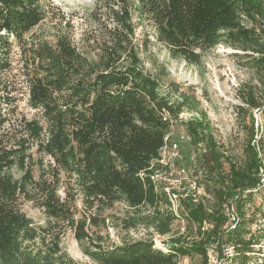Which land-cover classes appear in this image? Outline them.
<instances>
[{"label": "trees", "instance_id": "16d2710c", "mask_svg": "<svg viewBox=\"0 0 264 264\" xmlns=\"http://www.w3.org/2000/svg\"><path fill=\"white\" fill-rule=\"evenodd\" d=\"M51 11L52 0H0V264H76L61 247L67 231L94 264H177L191 254L208 264L206 245L220 244L223 235L230 263L258 254L264 264V134L249 114L257 110L264 121V95L252 92L246 109H237L249 117L239 161L201 121L179 123L195 154L194 172L207 178L216 205L233 201L232 227L221 232L222 213L188 201L186 218L199 238L169 239L167 252L151 240L105 244L100 232L119 203L134 215L152 210L126 217L125 228L140 220L164 236L176 218L150 176L162 168L156 162L184 100L172 99L143 69L138 26H150L156 42L189 65L218 45L242 51L264 94V0H96L90 31L78 41L63 18L52 40L32 36ZM256 195L261 204L247 208ZM25 203L41 210L45 225H33ZM204 222H212L209 231Z\"/></svg>", "mask_w": 264, "mask_h": 264}, {"label": "rangeland", "instance_id": "374dc122", "mask_svg": "<svg viewBox=\"0 0 264 264\" xmlns=\"http://www.w3.org/2000/svg\"><path fill=\"white\" fill-rule=\"evenodd\" d=\"M95 1L52 0V11L49 18L30 34L45 36L48 40H52V35L63 18L73 27V37L78 41L84 31H90L91 25L87 18L95 6ZM136 31L143 69L159 79L163 92H168L172 99L184 100L182 113L170 134L171 142L177 145L178 157L174 158L168 149L163 153L165 161L170 159L173 163L172 175L175 176L181 169L182 176L185 177L181 182V209L177 211L178 217L173 221L170 233L161 236L151 225L143 224L144 222L140 220L136 221L135 227L125 228L123 219L131 216L141 218L151 214L152 210L142 208L134 215L132 210L119 203L109 212L113 216L106 221V225L100 229V232L105 244L119 245L136 240H151L154 247L167 252L166 243L170 241L169 239L182 237L185 244V242L190 243L199 238L196 225L186 218L184 203L190 201L192 204H197L202 201L206 209L218 210L222 213L226 221L221 232H226L231 226V223L227 221V212L235 213L232 200L219 208L216 205L215 196L208 188V186L212 187L207 178L201 172H194V164L197 165L194 163L195 154L189 146L184 127L179 123L193 119L201 121L217 144L223 146L224 154L239 161L242 159V148L245 145L247 134L246 128L243 127L248 126L249 117L246 116L243 119L244 113L237 109L239 107L246 109L247 106L243 99L248 93H254L258 99H261L264 94L258 76L246 64L247 60L242 51L218 45L203 55L198 66L189 65L183 60L173 59L167 49L156 42L150 26L142 24ZM19 108L23 112H28L23 102H20ZM250 113L254 118L255 129L264 134V121L260 112L250 110ZM255 138L258 139L259 135ZM225 171H227V165H225ZM262 172L264 173L263 169ZM184 193L187 195L184 196ZM261 198L262 196L256 195L252 204H247L246 207L249 208L254 203L259 206ZM22 210L32 220L34 226L45 225L46 217L31 203H25ZM262 222L253 223L251 229L255 230ZM211 227L212 222H204L203 230L209 231ZM61 247L76 264H94L81 252L71 232L65 233L61 239ZM255 250H258V246ZM206 252L208 264H233L230 263L233 250L226 235L222 236L220 244L210 240V243L206 245ZM251 257L247 264L261 263L258 254ZM201 262L199 255L191 254L179 257L177 264H201Z\"/></svg>", "mask_w": 264, "mask_h": 264}, {"label": "built area", "instance_id": "2783aa9c", "mask_svg": "<svg viewBox=\"0 0 264 264\" xmlns=\"http://www.w3.org/2000/svg\"><path fill=\"white\" fill-rule=\"evenodd\" d=\"M165 141L166 145L162 148L160 152V159L156 162L162 168L160 170H155L150 176V179L157 190H161L165 193L170 203L169 209L172 211L175 217H178L177 211L181 209V182L183 179H185V177L182 176L183 173H181V169L175 176L172 175L171 170L173 168V163L170 161V159L165 161L163 153L166 149H168L174 158L178 157L177 145L171 142L170 134L165 137ZM186 195L187 194L184 193V196ZM226 216L227 221L231 223L230 227H232V224L236 219L235 213L228 211Z\"/></svg>", "mask_w": 264, "mask_h": 264}]
</instances>
